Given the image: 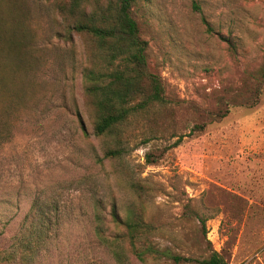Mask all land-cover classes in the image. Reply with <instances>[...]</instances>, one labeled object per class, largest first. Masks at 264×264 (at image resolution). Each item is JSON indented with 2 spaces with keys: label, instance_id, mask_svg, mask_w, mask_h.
Masks as SVG:
<instances>
[{
  "label": "rangeland",
  "instance_id": "374dc122",
  "mask_svg": "<svg viewBox=\"0 0 264 264\" xmlns=\"http://www.w3.org/2000/svg\"><path fill=\"white\" fill-rule=\"evenodd\" d=\"M55 2L0 0L1 27L8 31L14 11L29 47L25 68L0 53V74L22 89V99L10 97L12 133L0 144V264H203L212 250L228 264H264V0H136L147 68L174 108L165 132L102 164L81 77L88 41L64 35ZM218 34L233 38L235 55ZM231 97L224 117L212 114ZM179 136L145 163L148 150ZM97 203L106 241L95 234ZM111 205L152 224L144 260L127 241L110 246L125 235Z\"/></svg>",
  "mask_w": 264,
  "mask_h": 264
},
{
  "label": "trees",
  "instance_id": "16d2710c",
  "mask_svg": "<svg viewBox=\"0 0 264 264\" xmlns=\"http://www.w3.org/2000/svg\"><path fill=\"white\" fill-rule=\"evenodd\" d=\"M136 0H56L55 7L61 18L64 35L71 38L75 33L86 42L84 52L87 63L81 70L84 94L89 99L92 109V133L101 142V156L96 158L99 164L105 161L121 159L129 152L132 143H148L170 126L166 114L173 111L174 104L165 94L164 86L157 75L147 68L146 48L144 40L131 16V8ZM12 23L6 32L0 25V53L13 55V63L18 67L27 66L29 47L12 12ZM206 31L214 32L205 22ZM225 42L228 51L236 54L237 43L233 38L218 34ZM264 78V65L262 66ZM0 74V97L7 100V105L0 111V144L11 137V127L5 114L13 105L10 97L22 99V89L13 90ZM11 89V91H10ZM9 99V100H8ZM236 98H219L212 110L217 117H224L228 108ZM239 101L240 98H238ZM250 97L241 103L251 104ZM246 101V102H245ZM204 124H195L193 128L202 129ZM177 136L173 134L172 137ZM179 136L171 145L148 150L144 154L146 164H154L165 151L176 145ZM134 190L136 183L128 180ZM101 206L96 205L95 234L100 240H109L105 236ZM110 221L125 229L124 237L111 239V245L118 241H127L132 255L144 260L145 253L150 250L146 245V235L154 228L143 219L142 214L128 211L126 217H120L115 205L110 208ZM20 247H29V237L20 240ZM141 243V245H139ZM153 252L155 250L152 248ZM117 260L121 259L119 248L113 251ZM173 261H188L180 255H172ZM203 264H228L217 251L212 250L203 260Z\"/></svg>",
  "mask_w": 264,
  "mask_h": 264
}]
</instances>
